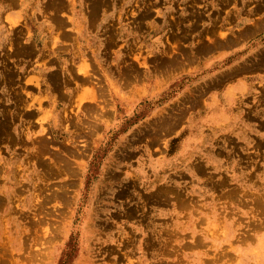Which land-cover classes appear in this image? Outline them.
<instances>
[{
	"label": "rangeland",
	"instance_id": "rangeland-1",
	"mask_svg": "<svg viewBox=\"0 0 264 264\" xmlns=\"http://www.w3.org/2000/svg\"><path fill=\"white\" fill-rule=\"evenodd\" d=\"M13 9L0 264H264V0Z\"/></svg>",
	"mask_w": 264,
	"mask_h": 264
},
{
	"label": "crops",
	"instance_id": "crops-1",
	"mask_svg": "<svg viewBox=\"0 0 264 264\" xmlns=\"http://www.w3.org/2000/svg\"><path fill=\"white\" fill-rule=\"evenodd\" d=\"M22 0H0V18L3 20L7 16L14 18L16 16V11L13 9L16 5L20 4Z\"/></svg>",
	"mask_w": 264,
	"mask_h": 264
}]
</instances>
